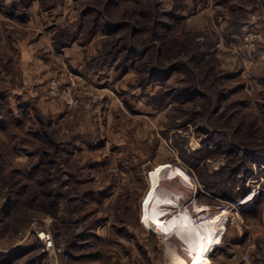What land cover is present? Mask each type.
<instances>
[{
  "label": "rangeland",
  "instance_id": "1",
  "mask_svg": "<svg viewBox=\"0 0 264 264\" xmlns=\"http://www.w3.org/2000/svg\"><path fill=\"white\" fill-rule=\"evenodd\" d=\"M30 4L81 29L83 100L0 83V264H175L144 224L164 162L227 212L207 264H264V0H0Z\"/></svg>",
  "mask_w": 264,
  "mask_h": 264
},
{
  "label": "crops",
  "instance_id": "2",
  "mask_svg": "<svg viewBox=\"0 0 264 264\" xmlns=\"http://www.w3.org/2000/svg\"><path fill=\"white\" fill-rule=\"evenodd\" d=\"M30 6L24 15L10 14L7 9L0 10V83L2 86L12 84L13 86L9 89L13 87L12 89H17L16 93L25 96L27 95L24 89L29 88L28 92L33 96L43 97L41 89L33 88L32 82L46 80L50 83L60 78L64 79L69 87L74 88L75 83L79 86L83 85L85 79L82 78L83 74L80 71L82 61L79 47L82 46L79 41L61 46V49H58L55 44V34L59 24L61 21H66L64 13H61L59 17H54L52 12L46 13L48 15L44 12L35 15V5L30 4ZM67 63L73 65L72 70L66 67ZM18 73L22 77L20 85L15 83ZM42 73L47 77L42 79Z\"/></svg>",
  "mask_w": 264,
  "mask_h": 264
},
{
  "label": "bare ground",
  "instance_id": "3",
  "mask_svg": "<svg viewBox=\"0 0 264 264\" xmlns=\"http://www.w3.org/2000/svg\"><path fill=\"white\" fill-rule=\"evenodd\" d=\"M149 180L144 219L146 227L162 236L175 264H207L208 255L227 215L226 210L202 217L207 207L192 204L181 211L185 215H170L172 208L175 209L171 205L172 195L181 201L177 202L180 205L184 203L186 194L189 195L187 198L195 196L193 181L182 168L171 162L155 166L150 171Z\"/></svg>",
  "mask_w": 264,
  "mask_h": 264
},
{
  "label": "built area",
  "instance_id": "4",
  "mask_svg": "<svg viewBox=\"0 0 264 264\" xmlns=\"http://www.w3.org/2000/svg\"><path fill=\"white\" fill-rule=\"evenodd\" d=\"M76 86V83L74 84V87ZM73 87L67 86L64 79H54L50 83V93L55 97H61L66 104L70 108H74L81 104L83 100V95L81 93H76ZM196 193L194 197L187 198V201L185 200L183 204L184 206H192V204L196 201ZM255 196L253 193L252 197ZM246 199V198H245ZM245 201L241 202L244 203ZM247 202V201H246Z\"/></svg>",
  "mask_w": 264,
  "mask_h": 264
},
{
  "label": "trees",
  "instance_id": "5",
  "mask_svg": "<svg viewBox=\"0 0 264 264\" xmlns=\"http://www.w3.org/2000/svg\"><path fill=\"white\" fill-rule=\"evenodd\" d=\"M0 8L6 9V6L0 5ZM80 30H81L80 28L78 30V29L67 28L65 26H59V29H58L57 33L55 34V44H56L57 48L61 49V46L71 44L72 42H74L76 40L80 41V37H81ZM71 35H72V37H71ZM145 51H148V49Z\"/></svg>",
  "mask_w": 264,
  "mask_h": 264
},
{
  "label": "water",
  "instance_id": "6",
  "mask_svg": "<svg viewBox=\"0 0 264 264\" xmlns=\"http://www.w3.org/2000/svg\"><path fill=\"white\" fill-rule=\"evenodd\" d=\"M149 176H150V174H149Z\"/></svg>",
  "mask_w": 264,
  "mask_h": 264
}]
</instances>
